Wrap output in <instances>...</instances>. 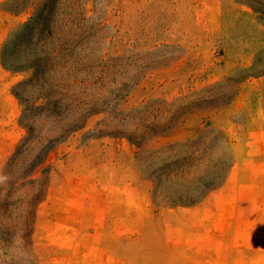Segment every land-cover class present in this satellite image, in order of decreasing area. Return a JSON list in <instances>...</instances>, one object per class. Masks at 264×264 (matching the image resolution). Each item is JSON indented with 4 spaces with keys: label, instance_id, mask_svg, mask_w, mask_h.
<instances>
[{
    "label": "rangeland",
    "instance_id": "1",
    "mask_svg": "<svg viewBox=\"0 0 264 264\" xmlns=\"http://www.w3.org/2000/svg\"><path fill=\"white\" fill-rule=\"evenodd\" d=\"M0 264H264V0H0Z\"/></svg>",
    "mask_w": 264,
    "mask_h": 264
},
{
    "label": "crops",
    "instance_id": "2",
    "mask_svg": "<svg viewBox=\"0 0 264 264\" xmlns=\"http://www.w3.org/2000/svg\"><path fill=\"white\" fill-rule=\"evenodd\" d=\"M237 227V226H236ZM235 227V231H237L238 229ZM211 242H212V239L210 240ZM209 248H211V247H209Z\"/></svg>",
    "mask_w": 264,
    "mask_h": 264
}]
</instances>
